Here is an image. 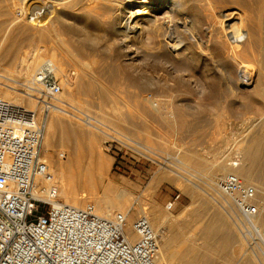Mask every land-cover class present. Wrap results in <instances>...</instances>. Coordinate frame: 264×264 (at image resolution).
I'll return each instance as SVG.
<instances>
[{
    "label": "bare ground",
    "instance_id": "1",
    "mask_svg": "<svg viewBox=\"0 0 264 264\" xmlns=\"http://www.w3.org/2000/svg\"><path fill=\"white\" fill-rule=\"evenodd\" d=\"M11 1L13 0H0V28L6 27L5 31H1L0 33V59L8 63L10 70L15 71L14 69L17 68L18 71L17 77H14L15 74L10 70V75L7 74L8 76L0 73V97L9 100L15 105L22 106L24 104L29 108H35L37 112H44V107L46 108V106L41 100L33 97V95L36 94L35 91L37 89L34 77L46 63L55 67L57 75L63 77L65 85L72 86V89L68 90V93L66 92L67 94L62 92L52 99L54 106L50 107L48 116L44 120V124H42V157L48 164L49 171L53 174L54 181L52 185L57 186L59 197L65 200L64 204L83 208V200L92 198L96 212L100 216L111 218L110 216L115 210L126 214L128 219L126 233L132 240L136 238L137 234L134 232L132 220L128 212L133 205L137 204L135 206L136 210L141 215H146L150 219L155 232L159 235L160 260L165 259L166 263L174 264V259L178 257L179 261L182 262L181 264H216L214 257L210 260L211 262L206 261V251H200L202 244H199L200 247L198 246L197 248L193 246L192 250L188 249L185 252L182 250L178 252L174 248V250L170 249L174 245L170 236L171 233L164 228L165 221H168L169 217H175L174 215L172 217L169 210L170 207L164 208V210L162 208L163 211L157 209L160 206H156L157 208L153 209V211L146 210V207L144 208L140 204V201L137 199L133 200L134 198L131 197V193L128 190L116 186L110 181L106 182L110 169V159L102 156L103 154H100L97 150L99 136L95 133L96 130L94 132V130L80 129L77 127L78 125L74 124L75 121L72 120L74 123L68 122L69 119L66 121L62 115L70 114L76 118L85 120L87 123L98 128L108 139L110 138L108 137L109 132L104 122L86 113V111L77 107V104L74 105L78 101H75L78 95L91 96L98 89L96 79L88 81L86 77L96 70L93 65L96 63V60L94 61L91 57L101 55L102 53L104 55L102 50L98 51V48L90 46L95 42L98 43V41L103 40L102 36H96L98 35L97 32H101V30L105 31V36L108 38L116 34L117 36L115 35V37H118L120 41V48L124 49L126 55H131V60L136 61L139 57H142L143 60L153 59L155 61H163L165 66L167 64V67L169 66L173 71H177L179 76H181L182 82L187 85H191L192 81L189 80V77L184 79V75L182 74L189 72V69L194 67V63L202 59V55H210L211 57V55L215 56L218 51V53L224 51L223 54L228 58H232L235 64L234 67H237V71H235L237 72L236 78H230L229 76L226 78L230 82V89L234 91L244 90L248 95L255 94L260 98L259 100L264 102V0H21V4L14 7H12ZM29 2L30 4H28ZM197 2H202L209 6V13L206 14V19L204 18L206 22L200 19L199 15H194L196 12L194 6ZM102 25H104V28ZM99 27L103 29L100 28V30ZM144 36L146 38L145 41L142 40ZM67 37L71 41H68ZM204 37L208 40L206 43L204 42L206 39ZM29 43L33 44V54L18 55V52H23V47L27 45L25 47L27 48ZM195 46L198 47L197 52L194 50ZM47 53H50L49 58L44 57V55H48ZM244 55L249 56L251 61L244 60ZM29 56L33 58V61L30 62ZM66 60H69L68 62L71 60L75 65L82 64L80 65V72H78L75 82L71 81L67 69L64 67ZM99 73L101 72L99 71ZM200 74L202 78L199 79V83H209L211 87L213 86L210 98L213 103H218L221 97L217 95L218 93L215 94L214 89L216 88L214 85L217 77L214 78V75L210 76L203 71ZM225 74L227 75V73ZM148 80L135 74L129 77L130 84L138 87L149 85ZM16 82L18 83L16 84ZM19 86H22L24 88L23 91H25H21ZM211 87L209 86V88ZM2 88L6 90H2ZM141 99L148 102L151 101L150 96L142 97ZM246 99L247 102H244H250L248 98ZM173 100L170 98L168 102L172 103ZM69 108L73 110H69ZM82 115L85 117H83L84 119L81 117ZM76 122L78 121L76 120ZM246 122L247 126L245 131L243 130V133L247 134L254 126L264 123V115L255 120L254 118H248ZM257 133V138L263 139L264 131L261 130ZM70 134L76 140L79 139L86 143L80 144V142H77L76 146L70 145L68 142L70 141ZM104 139L106 140V138ZM119 140L125 144L129 142L128 137H124L123 139L120 137ZM250 140H248L249 143L244 148L240 149L239 154L243 157V162L240 167L235 169H232L226 160V157L230 156L233 148L229 146L224 150L223 147L225 145L220 144L207 168V172L202 171V173L206 172L210 178H208L209 180H213L211 183L207 182V184H203L202 180L207 178L205 173L198 172L193 178L184 176L183 172H187L184 170L175 174L178 177L184 178V181L187 183L186 191L190 186L198 194L200 193L199 190L202 191L226 213L224 214L220 211L221 209L212 206V219L215 222L211 220L204 225L205 242L209 240L207 244H210V240L213 242L216 239V246H212L211 248L209 245L208 252L214 251L216 255L223 258L217 264H226V259L231 260L233 256H239L238 258H240L242 249L235 248L234 246L238 243L236 246L240 244L242 247L243 242L241 240L242 238L245 240V237L237 229L241 240L236 235L235 227L240 216L232 200L221 194L215 187V178H219L221 174L224 175L227 172H234L256 193L259 203V214L254 218L253 223L264 230V200L260 201L259 199V197L264 199V190L261 191L254 180L256 160L253 148L255 146H252V142L254 141ZM86 145L88 150L86 149ZM51 147L58 148V150H55L57 157L54 159L48 157L47 154ZM143 148L151 152L150 149ZM234 150L236 151L235 148ZM184 156L187 158L185 159L186 162L192 159V156ZM83 160L96 165V171H90L88 174L83 175L75 173V169L81 172L79 166ZM198 160L197 162L199 163ZM163 173L162 171V174H158L159 176L153 180L151 184L152 189L169 177ZM175 181L177 182V178ZM39 182L43 184V182ZM45 185L49 186L50 184L47 183ZM98 186L103 187V197H100L101 195L98 196ZM190 208L192 209V207ZM199 208H202V206ZM234 216L237 217L236 221ZM190 217L192 218L193 216ZM217 228L223 231L219 230V232L216 230ZM231 246L234 247L231 250L233 255H225L224 253H227V250ZM245 254L248 255L246 252ZM249 254L254 253L251 252ZM256 255L254 254L253 256ZM257 257L259 263L264 264V253L262 251L258 252ZM251 259L252 257L246 260L243 259L242 263L250 264Z\"/></svg>",
    "mask_w": 264,
    "mask_h": 264
},
{
    "label": "rangeland",
    "instance_id": "2",
    "mask_svg": "<svg viewBox=\"0 0 264 264\" xmlns=\"http://www.w3.org/2000/svg\"><path fill=\"white\" fill-rule=\"evenodd\" d=\"M8 3H10V1H8ZM11 4L13 5L12 7H14L15 5L21 4V0H13L11 1ZM28 4H30V2ZM194 7L196 9V12L194 11V15H199L200 19L206 22L205 16L207 13H209V6L203 4L202 2H197ZM204 10L207 11L205 12ZM102 26L104 28V25ZM100 28L103 29L102 27H99V29ZM5 29V26L0 28V33L1 31L4 32ZM103 31L104 30H101L103 34L99 31L100 33L97 32L98 35H96L102 36L103 40L98 41V43L95 42L90 46L98 48V51L102 50L104 55L102 53L101 55H94V57H91L94 59V61L96 60V65L93 64L94 69L96 68V70L94 73H91L90 76L86 77L88 81H93L96 79V86L98 89L92 93L91 96L81 94L78 95L75 99V101H78L77 103L75 102L74 105L77 104V107H80L86 111V113H89L93 117L104 122L106 124L105 127H107L106 129L109 132V136H107L110 138L108 139L106 135H104L98 128L87 123L85 120L76 118L70 114H63L62 116L66 121L69 119L68 122H72V120L75 121V123H72H74L76 126L78 125L77 127L80 129L91 131L94 130V132L96 130L95 133H97L99 136L97 140V150L100 154H103L102 156L110 159V169L108 171V178L106 182L110 181L114 183V185L128 190L131 193V197L134 198L133 200L137 199L140 201V204L144 208L146 207V210L149 211H153V209L157 208L158 206L160 207L157 209L163 211L164 208L168 207L169 203H173V206L169 210L172 214V217L175 216L174 218L177 219L175 220L174 218L169 217L167 219L169 222L165 221L166 224L164 223V228L171 234L172 231L175 233L177 238L176 241H178V250L185 252L188 249L190 250L193 246H196L197 248L198 246L200 247L199 244H202V249H200V251H206V261H210L212 260V257H214L216 264L220 263L223 258H221L219 255H216L214 251L208 252L209 245L211 248L212 246H216V239L213 242L210 240V244H207L209 240L205 242L206 239L204 225L211 220L215 222L212 219L211 207L215 206L218 209L221 208L217 206L215 201H213L200 190V193L198 194V192H194L190 186V188L186 191L187 183L184 181V178L178 177L175 174L176 172H182V170H184L187 171L183 172L184 176L193 178L198 172H207V168L214 158V155L221 143L225 145L223 147L224 150L229 146L233 148L229 156L232 158L235 154H239L240 149L244 148L245 145L249 143L248 140L252 139V141H254L252 142V146H255V149L253 148V150L255 156L254 158L256 160L254 166V180L258 184L257 187L261 191L264 190V137L261 140L257 138V132L261 130L264 131V123H261L262 126H254L249 130L250 132H247V134L243 133L247 126L246 121L248 118H254L255 120L264 115V102L259 100L260 98H258V96L255 94L248 95L244 90L234 91L230 89V82H228L226 78L229 76L230 78L232 77L235 79L237 73L235 71H237V67H234L235 64L232 58H228L225 54H223L224 51H220L222 53H218V51L216 52L217 54H215V56L211 55V57L210 55H202V59L199 60L200 63H198L199 61H197V63L195 62L194 67L189 69V72L191 71L192 73L185 72L182 74L184 75V77L182 76L184 79L189 77V80L192 81L191 85H187L186 83L182 82L179 73L177 71H173V69L169 66L167 67V64L165 66L163 61H155L153 59L143 60L142 57H139L136 61L131 60V55H126L124 49L120 48V41L118 40V37H115L116 34L111 37L109 36L108 38L105 36V31ZM67 39L68 41H71L69 37H67ZM142 40H146L145 36L142 38ZM206 41H208L207 38L204 40V42L206 43ZM26 46L27 45L23 47V52H18V55L33 54V44L29 43L27 47L28 49L25 48ZM197 48V46L194 48L196 52L198 51ZM49 54L44 55V57L46 56L45 58H49ZM194 57H196V55H194ZM243 57L244 60L251 61L249 56L244 55ZM29 58L30 62L33 61L31 56H29ZM68 61L69 60H66L64 67L67 69L71 81L75 82L77 80L78 72H80V65L82 64L79 63L75 65V63L73 64L71 60L70 62ZM9 70L10 68H8V63L0 59V73L10 75ZM14 70L15 71H10L15 74L14 77H17L18 69L15 68ZM99 71L102 74L99 73ZM201 71L209 74L210 76L214 75V78L217 77L215 83L216 86L214 85V87L217 88V92L216 88L214 89L215 94L218 93L217 95L221 97V100L219 101L221 103H213L210 98V92H212L213 86L211 87L209 83H199V79L202 78V75L200 74ZM72 72L74 74H72ZM225 73H227V75ZM133 74L138 77H145L147 80L149 79L148 82L150 86L148 84L146 87L132 86L130 84L129 77L133 76ZM59 78L63 83V77L59 76ZM17 83L18 82H16V84ZM208 85L211 88H209ZM19 87L21 91H23L24 88L22 86ZM70 89H72V86L64 84L62 92L67 94L68 90ZM2 90L6 89L2 88ZM146 96H150L151 104L150 102L141 99L142 97ZM170 98H172V100L174 99L172 103L168 102V99ZM246 98H248L250 102L246 103ZM156 103L158 104L155 105ZM22 106L27 107L24 104ZM72 108H69V110L74 109ZM30 109L36 111V109L33 107H30ZM49 110L50 108L47 109L44 107V112H37L38 121L40 120L39 123L41 125L44 124V120H46ZM81 117L83 118L84 116L82 115ZM76 120L78 122H76ZM254 134L256 137H254ZM119 135L122 139L124 137H128V144L120 141ZM69 137L70 141L68 142L72 146H76L77 142H80V144L86 143L80 141L79 139V141L76 140L72 134H70ZM104 138H106V140ZM143 147L150 149L151 152L146 151ZM56 149L58 150V148L51 147L47 152L48 157L53 159L57 157V152L55 151ZM86 149L88 150L87 145ZM192 152L193 154H191ZM196 153L200 157L195 155ZM184 155L187 157L192 156V159L188 158L192 162L190 160H187L186 162L185 159L187 158ZM229 157L227 156L226 160L229 159ZM195 158L197 159L195 160ZM95 166L96 165L92 164V162L89 163L88 161L83 160L79 166L81 172H78V170L75 169V173H81L83 175L88 174L90 171L95 172ZM162 171L164 172L163 174H167L169 177L161 181V183L152 189L151 184L153 183V180L159 176L158 174L161 175ZM206 172H203L202 174H206ZM222 175L223 174H221V176ZM176 178L177 182L175 181ZM208 178L209 177L207 176V178L202 180L203 184H207V182H213V180H209L210 178ZM217 179L218 178H215V181ZM97 190L98 196L101 195L100 197H103V187L98 186ZM60 199L62 202H65L63 198ZM259 199L260 201L264 200L261 197H259ZM87 203H93L92 198L84 199L82 202V207ZM135 206H137V204L133 205V207L128 212V215L132 220V224L141 215V213L136 210ZM200 206H202V208H199ZM190 207H192V209ZM220 211L223 212L224 210L221 209ZM117 213H120V211L115 210V212L110 217L112 218ZM223 213L226 214L225 212ZM178 216H180V218H178ZM190 216H193V219ZM196 216H198V219L195 218ZM236 218L237 217L234 216L235 221L237 220ZM168 224L170 225L168 226ZM219 228L221 227L219 226ZM219 228L216 230L221 231L222 229ZM236 229L238 232H240L238 226L235 227L236 235H238L239 233H237ZM239 237L240 236L238 235V238ZM137 238L138 237L136 236V238L133 240H136ZM241 241L243 242L242 247L240 244L236 246L238 243H236L234 246L235 248L242 249L240 258H238L239 256H233L231 257V260L226 259V264H243L242 260H246L249 257H252L250 264H258L259 260L257 257V246L249 245L247 241L243 240V238ZM234 247L231 246V248L227 250L228 252L226 251L227 253L224 254H229V256L233 255L231 250H233ZM245 252L248 253V255H246ZM251 252L257 255L253 256L254 254H249ZM163 261L164 259L161 260V262ZM181 263V261L176 262V264Z\"/></svg>",
    "mask_w": 264,
    "mask_h": 264
},
{
    "label": "built area",
    "instance_id": "3",
    "mask_svg": "<svg viewBox=\"0 0 264 264\" xmlns=\"http://www.w3.org/2000/svg\"><path fill=\"white\" fill-rule=\"evenodd\" d=\"M34 82L33 97L47 109L54 106L51 100L64 87L55 67L45 64ZM42 134L37 111L0 97V264H167L146 215L134 221L133 241L126 214L105 218L93 203L78 208L61 201L42 157ZM242 162L240 154L227 159L232 169ZM215 187L236 207L245 241L264 253V230L253 223L256 193L234 172L219 177Z\"/></svg>",
    "mask_w": 264,
    "mask_h": 264
},
{
    "label": "crops",
    "instance_id": "4",
    "mask_svg": "<svg viewBox=\"0 0 264 264\" xmlns=\"http://www.w3.org/2000/svg\"><path fill=\"white\" fill-rule=\"evenodd\" d=\"M175 201V200H174ZM175 203V202H174ZM170 236H171V239H172V241H173V246H171L172 248H170V249H177L178 247H177V242L178 241H176L177 240V238H176V235H175V233L172 231V234H170ZM173 249V250H174ZM178 250V249H177ZM178 251H180V250H178ZM175 261L174 262H177V261H179V259H178V257L177 258H175L174 259ZM164 262L166 263V261H165V259H164ZM168 264V263H167Z\"/></svg>",
    "mask_w": 264,
    "mask_h": 264
}]
</instances>
